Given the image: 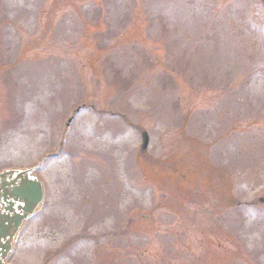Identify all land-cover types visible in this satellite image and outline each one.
<instances>
[{"label": "rangeland", "instance_id": "374dc122", "mask_svg": "<svg viewBox=\"0 0 264 264\" xmlns=\"http://www.w3.org/2000/svg\"><path fill=\"white\" fill-rule=\"evenodd\" d=\"M7 166L18 264H264V1L0 0Z\"/></svg>", "mask_w": 264, "mask_h": 264}, {"label": "flooded vegetation", "instance_id": "af4514ba", "mask_svg": "<svg viewBox=\"0 0 264 264\" xmlns=\"http://www.w3.org/2000/svg\"><path fill=\"white\" fill-rule=\"evenodd\" d=\"M0 168V264H18V248L22 242L23 227L27 219L22 218L23 201L11 194L21 176L8 169ZM5 171V174H2ZM28 175H30L28 173ZM21 218L17 224L15 220Z\"/></svg>", "mask_w": 264, "mask_h": 264}, {"label": "water", "instance_id": "95a60500", "mask_svg": "<svg viewBox=\"0 0 264 264\" xmlns=\"http://www.w3.org/2000/svg\"><path fill=\"white\" fill-rule=\"evenodd\" d=\"M148 143V137L147 133L145 131L141 132V143H140V151H145ZM30 168V167H25ZM7 171V170H6ZM16 173L19 174L20 179L17 186H15L11 194L17 197L19 200L23 201V214H27L30 212L35 205L40 201L41 199V184L36 181L35 179H30L26 172L22 171H9L7 173ZM6 172L3 171L2 174H5ZM21 218L19 217L17 220H15V224L19 222Z\"/></svg>", "mask_w": 264, "mask_h": 264}]
</instances>
